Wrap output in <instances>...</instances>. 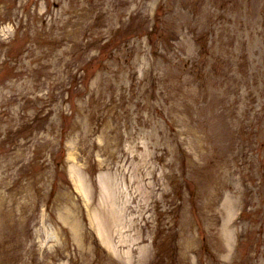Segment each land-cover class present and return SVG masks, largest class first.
Wrapping results in <instances>:
<instances>
[{
	"label": "rangeland",
	"instance_id": "rangeland-1",
	"mask_svg": "<svg viewBox=\"0 0 264 264\" xmlns=\"http://www.w3.org/2000/svg\"><path fill=\"white\" fill-rule=\"evenodd\" d=\"M0 264H264V0H0Z\"/></svg>",
	"mask_w": 264,
	"mask_h": 264
}]
</instances>
